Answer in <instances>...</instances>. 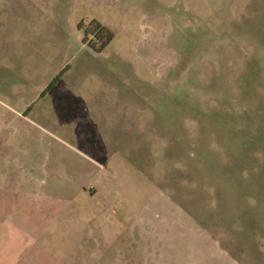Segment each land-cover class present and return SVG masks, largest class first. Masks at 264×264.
<instances>
[{
  "label": "rangeland",
  "instance_id": "1",
  "mask_svg": "<svg viewBox=\"0 0 264 264\" xmlns=\"http://www.w3.org/2000/svg\"><path fill=\"white\" fill-rule=\"evenodd\" d=\"M6 13L0 191L41 180L44 264H264V0H36L12 35Z\"/></svg>",
  "mask_w": 264,
  "mask_h": 264
},
{
  "label": "crops",
  "instance_id": "2",
  "mask_svg": "<svg viewBox=\"0 0 264 264\" xmlns=\"http://www.w3.org/2000/svg\"><path fill=\"white\" fill-rule=\"evenodd\" d=\"M0 18L5 15L8 20L7 23V34L11 33L12 35V24H9V20L14 19L13 17H10V15H15L16 17V10H26V5L28 4H35L36 0H0ZM10 14V15H9ZM34 24L36 25L39 23L37 17L33 18ZM14 27V25H13ZM22 29L25 30V25L22 26ZM12 30V31H11ZM0 32H3L1 30ZM31 32L24 33L23 34V42L28 43L30 39ZM34 33V32H33ZM27 35V38H26ZM34 39L41 38L40 33H34L33 35ZM9 41L12 43L14 40L9 39ZM32 41V40H31ZM30 41V42H31ZM9 42V43H10ZM2 148V146H0ZM3 149V148H2ZM0 152V160L4 161V155H8L9 152ZM8 161L9 157H5ZM9 161H11L13 164L19 166L17 163V159L15 158H9ZM21 174H18V176H15L13 174V171H9V169L6 170V173L4 175V181L1 186L0 191V229L4 230V232L7 235L14 234L15 232L18 233V237L23 240V243L18 246V248L15 250V259H17L16 262L14 260H8L9 258L5 254V251H2L0 249V264H44L46 261L45 254H44V241L46 239L45 232L41 230V223H32V218L36 220V217L42 218V213L36 214L34 217V213L32 212L34 209L31 208V206L37 207L35 202H37V198L40 196L45 195L44 189L42 190L41 186H39L38 182L39 177H36L37 174H33L30 171L23 173L20 171ZM26 180L28 181V184L24 189V194L22 195V199L18 198L19 194L21 195V191L18 189V181ZM39 182V183H40ZM26 186V185H25ZM17 205L23 206L25 215L23 216L24 222L21 228H16L14 226L13 220H12V213L10 212L12 208ZM41 206V203H40ZM28 212V213H26Z\"/></svg>",
  "mask_w": 264,
  "mask_h": 264
},
{
  "label": "trees",
  "instance_id": "3",
  "mask_svg": "<svg viewBox=\"0 0 264 264\" xmlns=\"http://www.w3.org/2000/svg\"><path fill=\"white\" fill-rule=\"evenodd\" d=\"M80 27L82 25H79ZM93 34L94 39L97 41L95 43H88V45L95 51V52H101V50L105 47L107 42L112 38V35L99 23L91 22L89 24V28L85 31V35L83 37V44L87 42V35ZM97 43L99 45H97ZM97 47V48H96ZM62 72L58 75L61 76ZM55 77L52 82L48 85L47 90L50 89L55 82H57L59 77Z\"/></svg>",
  "mask_w": 264,
  "mask_h": 264
}]
</instances>
